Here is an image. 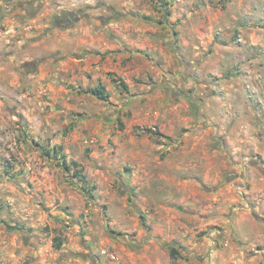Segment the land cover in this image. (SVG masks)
Wrapping results in <instances>:
<instances>
[{
    "label": "rangeland",
    "instance_id": "1",
    "mask_svg": "<svg viewBox=\"0 0 264 264\" xmlns=\"http://www.w3.org/2000/svg\"><path fill=\"white\" fill-rule=\"evenodd\" d=\"M230 1L232 12H224ZM199 5L213 7V15L201 16L200 23L217 17L242 28L246 34L238 33L233 42H245L251 69L260 66L264 0H0V264L18 258L17 264H25L34 240L39 244L35 264H66L63 258L72 245L89 236V246L96 250L111 234L113 226L97 224L94 205L113 194L118 199L127 195L120 178L128 169L130 141L147 138L135 127L139 117L134 108L143 113L146 103L156 101L148 102L150 97L139 91L152 86L153 75L145 70V52L130 45L137 37L132 31L148 25L175 40L169 16H177L175 25H180L187 21L185 9ZM70 15L74 20L69 21ZM198 16L193 12L190 17L196 21ZM174 42L164 46L175 60ZM205 55L211 56L210 48ZM192 67L188 79L199 87ZM109 74L126 82L128 93ZM99 83L106 101L85 93ZM235 132L245 136L243 143L234 138L231 144L245 150L236 154L231 176L233 202L241 204L235 212L254 220L256 229L248 231L252 240L246 244H235L230 230L216 246L218 264H264V127ZM18 202L30 203L17 214L35 227L31 221L14 223L11 210ZM31 204L39 208L31 211ZM99 207L100 216L105 207ZM53 238L60 249L53 248ZM11 242L16 247L10 255L4 244ZM90 257L93 262L85 263L104 259L99 249ZM115 262L106 258L104 264Z\"/></svg>",
    "mask_w": 264,
    "mask_h": 264
},
{
    "label": "crops",
    "instance_id": "2",
    "mask_svg": "<svg viewBox=\"0 0 264 264\" xmlns=\"http://www.w3.org/2000/svg\"><path fill=\"white\" fill-rule=\"evenodd\" d=\"M231 5L230 1L224 12L231 13ZM185 10L187 21L180 25H175L177 16H169L175 40L170 33L163 37L160 28L148 25L132 31L137 37L130 45L145 52V70L153 75L152 86L139 91L150 97L148 102L156 100L146 103L143 113L134 108L139 117L134 120L135 127L157 130L163 137L146 135L143 142L131 140L128 169L119 177L121 192L127 195L118 199L113 194L108 202L94 205L97 224L113 226L111 234L101 241L116 254L113 264H218L217 255L221 253L216 246H221L230 230L235 244H246L252 240L248 231L256 229L254 220L235 212L241 204L233 202L235 179L231 176L236 154L245 150L242 144H231L245 141L243 133L237 134L235 128L264 127V56H260V66L251 69L245 42L241 46L233 42L238 33L246 34L242 28L231 22L222 24L217 17L200 23L201 16L213 15L211 6ZM193 12L199 15L196 21L190 17ZM174 41L175 60L165 47ZM209 48L211 56H206ZM190 65L200 80L199 87L188 79ZM224 127V131L219 129ZM24 203L30 204L18 202L11 210L16 212L15 224L32 222L17 214ZM31 206V211L39 208ZM99 206L105 207L100 216ZM35 225L32 222L31 226ZM84 239L66 250V264L93 262L91 253L105 249L96 245L94 250L89 246V236ZM34 241L30 244L33 258L25 264L36 263L39 244ZM15 245L4 244L10 255L15 254ZM171 250L175 258L170 257ZM18 260L11 263L6 259V264H17Z\"/></svg>",
    "mask_w": 264,
    "mask_h": 264
},
{
    "label": "trees",
    "instance_id": "3",
    "mask_svg": "<svg viewBox=\"0 0 264 264\" xmlns=\"http://www.w3.org/2000/svg\"><path fill=\"white\" fill-rule=\"evenodd\" d=\"M168 15L169 14H167V16ZM109 75H110L111 82L113 84H115L117 86V88H119L122 92H127V90H128L127 89V85L120 78L114 77L111 74H109ZM85 93L91 94L94 98H96L97 100H100V101H106V99L108 98V94H107L104 86L102 84H100V83L97 84L96 87H94V88H92L90 90H87ZM143 133L145 135H149V136L150 135H154V136L163 137L162 135H160L156 131L151 132L150 130H144ZM81 182L84 183V184L86 183V181H85L84 178H82V181ZM11 229H15V228H11ZM16 229H18V228H16ZM58 241H59L58 238H53L52 239L53 248L56 249V250L61 248V244L60 243H57ZM169 255L172 258H175L176 257V253L174 252V250H171Z\"/></svg>",
    "mask_w": 264,
    "mask_h": 264
},
{
    "label": "built area",
    "instance_id": "4",
    "mask_svg": "<svg viewBox=\"0 0 264 264\" xmlns=\"http://www.w3.org/2000/svg\"><path fill=\"white\" fill-rule=\"evenodd\" d=\"M226 246V244H225ZM100 255L105 256L109 260H116V256L109 250V249H104L100 252Z\"/></svg>",
    "mask_w": 264,
    "mask_h": 264
},
{
    "label": "flooded vegetation",
    "instance_id": "5",
    "mask_svg": "<svg viewBox=\"0 0 264 264\" xmlns=\"http://www.w3.org/2000/svg\"><path fill=\"white\" fill-rule=\"evenodd\" d=\"M74 18H75L74 15H70V16L68 17L69 21H70V20H74ZM60 21H61V20H60ZM32 258H33V255H31V256H29L28 258H26L25 263H26V261L31 260Z\"/></svg>",
    "mask_w": 264,
    "mask_h": 264
}]
</instances>
